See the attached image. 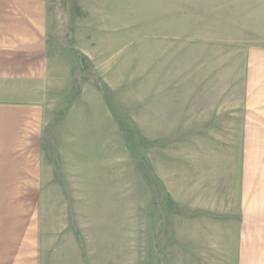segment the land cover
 Instances as JSON below:
<instances>
[{
  "label": "rangeland",
  "instance_id": "1",
  "mask_svg": "<svg viewBox=\"0 0 264 264\" xmlns=\"http://www.w3.org/2000/svg\"><path fill=\"white\" fill-rule=\"evenodd\" d=\"M252 60L261 85L264 0H0V202L43 263L231 264L193 224L243 216Z\"/></svg>",
  "mask_w": 264,
  "mask_h": 264
},
{
  "label": "crops",
  "instance_id": "2",
  "mask_svg": "<svg viewBox=\"0 0 264 264\" xmlns=\"http://www.w3.org/2000/svg\"><path fill=\"white\" fill-rule=\"evenodd\" d=\"M256 66L255 61L252 60L247 74L249 92L246 99L245 148L240 160L239 173L242 188L240 195L237 199L235 195L232 203L236 209L237 206L240 207L243 216L226 217V214L229 215L226 201L222 200L219 204L213 199L212 206L205 207L204 212L199 211L201 213L199 215H203L205 219H197L194 224L190 219L187 231L178 230V237L186 238L189 243L206 240L199 237L192 240V235L196 236L192 224L197 223L198 228L203 227L204 234L211 236L207 241L220 242L221 249L226 251L227 255L228 251H231L228 255L231 257V264H264V200L260 199V195L263 194L261 184L264 182V180L260 181V173H264V160L257 156L259 148L264 143V139L259 135L261 129H264V77L261 79L262 84L259 85V81L256 80ZM256 147H258L257 153ZM0 161L1 170L9 168L5 165L9 162ZM215 170H217L216 176L211 175L210 188L213 186L215 190L213 194L218 193L220 198H228V193L225 192L226 167L223 165L219 170ZM214 179L216 181L213 182ZM257 191L259 192L256 193ZM221 205L225 207L222 208ZM26 206V203L0 202V264H45V260L43 263L41 259V253H37L35 249L37 229L35 223L30 224L27 218L29 208ZM204 221H209L208 228V224L205 225ZM173 236H176L174 231Z\"/></svg>",
  "mask_w": 264,
  "mask_h": 264
}]
</instances>
